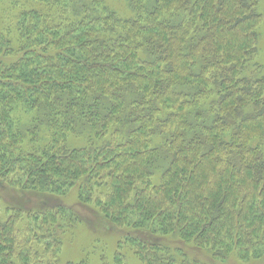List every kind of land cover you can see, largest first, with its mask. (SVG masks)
Wrapping results in <instances>:
<instances>
[{"label": "trees", "instance_id": "trees-1", "mask_svg": "<svg viewBox=\"0 0 264 264\" xmlns=\"http://www.w3.org/2000/svg\"><path fill=\"white\" fill-rule=\"evenodd\" d=\"M258 1L128 0L126 18L106 0L6 1L0 182L46 198L79 183L140 264H264ZM45 204L23 228L0 216V264H59L74 215Z\"/></svg>", "mask_w": 264, "mask_h": 264}, {"label": "rangeland", "instance_id": "rangeland-1", "mask_svg": "<svg viewBox=\"0 0 264 264\" xmlns=\"http://www.w3.org/2000/svg\"><path fill=\"white\" fill-rule=\"evenodd\" d=\"M0 0V11L5 14V2ZM109 6L121 17L126 18L131 15L127 8L128 0H106ZM4 5V6H3ZM258 14L264 13V0L258 1ZM257 33L258 37V58L257 62L264 71V23L260 24ZM82 146L83 143L79 140ZM76 141L70 138L72 146ZM79 183L71 188L63 196H52L46 198L34 192L20 193L17 190L0 182V216L2 221L10 217H18L19 228H23L30 223L28 217L37 215L45 210L47 205L60 204L67 211H71L74 220L67 223L59 235L62 239V246L59 254V264H117L116 259L121 260V264H140L130 240L134 238V233L126 228L121 230L111 229L103 217L93 207H85L79 203ZM24 210L19 211V210ZM71 209V210H69ZM30 215H29V214ZM77 219L76 223H74ZM66 223V222H64ZM197 257L208 260L207 255L197 253ZM232 264H237L232 262Z\"/></svg>", "mask_w": 264, "mask_h": 264}]
</instances>
